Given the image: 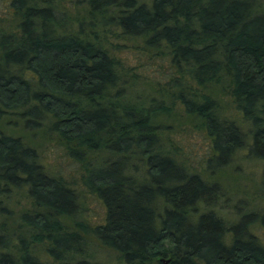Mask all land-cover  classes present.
<instances>
[{"label": "trees", "instance_id": "1", "mask_svg": "<svg viewBox=\"0 0 264 264\" xmlns=\"http://www.w3.org/2000/svg\"><path fill=\"white\" fill-rule=\"evenodd\" d=\"M82 3L7 0L0 15V264H97L92 240L114 264H264V0ZM174 120L207 137L200 168ZM36 131L81 190L22 134ZM237 156L259 162L260 206L230 218L210 206ZM83 191L99 221L81 215Z\"/></svg>", "mask_w": 264, "mask_h": 264}, {"label": "rangeland", "instance_id": "2", "mask_svg": "<svg viewBox=\"0 0 264 264\" xmlns=\"http://www.w3.org/2000/svg\"><path fill=\"white\" fill-rule=\"evenodd\" d=\"M7 0H0V15L5 14ZM61 5L66 6L70 12L80 11L83 7L82 0H60ZM78 8V9H77ZM74 14V13H73ZM122 52V56L126 57L130 66L138 72L145 74L148 78H160L161 83L166 81L165 76L162 74L160 77L158 72L167 71L168 68L164 63L155 64L150 60H146L134 54L131 50ZM139 61L145 62L146 65L141 67ZM231 110V107H227ZM15 118V115H12ZM178 124V126H177ZM1 125V124H0ZM173 125L176 127L170 132V138L174 143L181 146V150L185 156L188 157L189 163L194 167H201L203 158H205L208 151L209 142L207 137L200 131L196 130L184 121L174 120ZM12 126L2 124L3 129H8ZM18 126L17 128H19ZM26 133V136H25ZM21 134V133H20ZM23 136L32 140L41 152V156L46 166L54 168L55 170L64 173L66 177L70 178L75 186L82 189L79 181V171L77 165L66 157L62 147L56 141L48 139L43 136L41 131H36L31 135L29 132H22ZM241 157V156H239ZM238 156L233 160L230 166L223 170L220 178L224 185L223 197L220 198L214 205L210 206L213 210L223 216H231L230 218L238 215L240 212H245L253 203H258L257 192L254 189L255 183L260 179V166L259 162ZM239 158V159H238ZM258 199V200H257ZM81 215L96 222L101 219L104 213L102 205L92 195L83 191L82 193ZM22 204L17 206V210L22 209ZM260 206L259 203L257 207ZM90 246V253L93 260L97 264H114L110 261L112 252L101 247L96 241L92 240Z\"/></svg>", "mask_w": 264, "mask_h": 264}, {"label": "water", "instance_id": "3", "mask_svg": "<svg viewBox=\"0 0 264 264\" xmlns=\"http://www.w3.org/2000/svg\"><path fill=\"white\" fill-rule=\"evenodd\" d=\"M168 262V260L165 261V263Z\"/></svg>", "mask_w": 264, "mask_h": 264}]
</instances>
